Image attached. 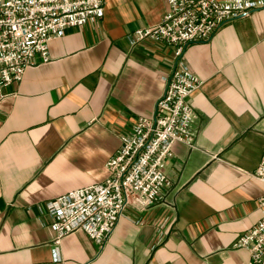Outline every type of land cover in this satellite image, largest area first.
Here are the masks:
<instances>
[{
    "label": "crops",
    "instance_id": "1",
    "mask_svg": "<svg viewBox=\"0 0 264 264\" xmlns=\"http://www.w3.org/2000/svg\"><path fill=\"white\" fill-rule=\"evenodd\" d=\"M229 1V0H218ZM166 0H105L104 17L67 29L50 61L28 68L0 103V264H246L234 246L262 218L264 9L189 45L183 64L203 81L189 102L194 147L173 146L160 203L128 208L105 244L56 234L45 205L102 183L135 121L150 118L176 67L175 47L132 43ZM40 62V58H36Z\"/></svg>",
    "mask_w": 264,
    "mask_h": 264
},
{
    "label": "built area",
    "instance_id": "2",
    "mask_svg": "<svg viewBox=\"0 0 264 264\" xmlns=\"http://www.w3.org/2000/svg\"><path fill=\"white\" fill-rule=\"evenodd\" d=\"M168 10L157 25L136 29L129 40L165 42L175 47L176 67L166 79L163 95L150 118L140 117L120 146L99 184L72 190L45 205L56 234L55 257L61 240L78 230L106 243L126 209H148L172 186L165 173L173 146L194 147L195 112L189 102L203 81L182 58L191 44L203 43L227 22L264 9V0H166ZM105 0H0V103L5 89L22 81L28 68L50 61L49 44L67 29L104 17ZM40 58V62H36ZM252 177L264 184V155ZM262 218L234 246L249 253L246 264H264V196L258 200Z\"/></svg>",
    "mask_w": 264,
    "mask_h": 264
}]
</instances>
